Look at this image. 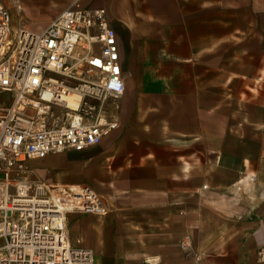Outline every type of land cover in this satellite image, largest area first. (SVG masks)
<instances>
[{
  "label": "crops",
  "instance_id": "obj_1",
  "mask_svg": "<svg viewBox=\"0 0 264 264\" xmlns=\"http://www.w3.org/2000/svg\"><path fill=\"white\" fill-rule=\"evenodd\" d=\"M0 1L29 31L77 5L105 9L116 33L124 91L107 112L118 128L39 160L44 172L26 163L30 181L104 200L103 216L67 215L69 243L91 250L92 264H258L264 0ZM27 15L42 17L36 30Z\"/></svg>",
  "mask_w": 264,
  "mask_h": 264
},
{
  "label": "built area",
  "instance_id": "obj_2",
  "mask_svg": "<svg viewBox=\"0 0 264 264\" xmlns=\"http://www.w3.org/2000/svg\"><path fill=\"white\" fill-rule=\"evenodd\" d=\"M123 91L105 9L72 5L33 32L0 1V264L93 263L69 243L66 217L103 216L104 200L88 186L32 183L26 163L100 144L118 128L107 104Z\"/></svg>",
  "mask_w": 264,
  "mask_h": 264
},
{
  "label": "rangeland",
  "instance_id": "obj_3",
  "mask_svg": "<svg viewBox=\"0 0 264 264\" xmlns=\"http://www.w3.org/2000/svg\"><path fill=\"white\" fill-rule=\"evenodd\" d=\"M39 18H42V17H39V16H21V22L24 26H26L27 28H30L32 30H36L39 26L35 25V22L37 19ZM41 26H44V25H41ZM33 32H38V31H33ZM32 166L36 167L37 170L39 172H44L46 170V166L44 165V162L43 161H36V162H31L30 163ZM34 171L35 168H32L31 167V170L29 168V171ZM29 174V173H28ZM32 183H38V181H34L33 179L31 180ZM94 216H97V215H94ZM142 264H159V262L155 260L152 261V259L150 257H147V258H143V261H142Z\"/></svg>",
  "mask_w": 264,
  "mask_h": 264
}]
</instances>
